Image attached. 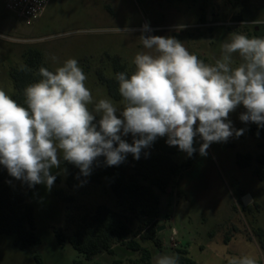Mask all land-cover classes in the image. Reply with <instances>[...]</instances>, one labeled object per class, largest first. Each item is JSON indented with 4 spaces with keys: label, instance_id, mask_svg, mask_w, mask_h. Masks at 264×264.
<instances>
[{
    "label": "rangeland",
    "instance_id": "374dc122",
    "mask_svg": "<svg viewBox=\"0 0 264 264\" xmlns=\"http://www.w3.org/2000/svg\"><path fill=\"white\" fill-rule=\"evenodd\" d=\"M8 2L0 0V34L24 44L0 39V57L14 47L38 49L53 70L68 58L77 59L87 76L85 83L92 93L93 104L110 98L100 80L101 75L106 79L114 76L110 57H119L123 63L135 67V55L148 51L139 38L145 24L151 28L148 35L175 36L191 53L205 57L208 64L221 58L220 44L230 33L264 36V0H51L31 26L7 9ZM115 27L121 32L114 31ZM125 28L128 32H124ZM22 54L16 60L20 65ZM239 63L240 57L233 54L232 66ZM1 75L0 70V89L11 96L13 84ZM111 100L118 110L123 108L122 101ZM244 111L239 106L229 115L236 129L250 124L239 119ZM123 138L132 142L131 135ZM194 143L199 148L202 141L197 137ZM261 143L244 132L227 142L212 143L207 156H201L198 151L194 165L183 170L167 194L161 196L162 216L158 224L165 229L157 232L162 247L145 245L153 253L152 264L155 256L172 255L176 249L183 248L197 264H228L227 257L243 255L254 256L257 263L264 264V251L259 244L264 240V182L254 174L256 163L247 169H241L236 163L239 153L258 155ZM186 155L183 153L175 160L182 163ZM131 157L132 154L127 155L128 159ZM64 169V163L61 169H53L60 180H55L50 191L43 184L27 190L20 182L11 183L24 192L26 202L34 208L41 244L23 250L15 236L0 234V264H38L37 257L42 264H114L116 260L133 264L137 261L140 254L121 245L116 246L114 256L86 260L69 243L58 242L57 233L74 234L101 205L124 214L106 182L96 184L84 178L70 189L68 170ZM247 194L253 201L244 207L242 198ZM130 224L138 236V221L131 219Z\"/></svg>",
    "mask_w": 264,
    "mask_h": 264
},
{
    "label": "clouds",
    "instance_id": "9594fccd",
    "mask_svg": "<svg viewBox=\"0 0 264 264\" xmlns=\"http://www.w3.org/2000/svg\"><path fill=\"white\" fill-rule=\"evenodd\" d=\"M149 32L150 26L143 25L139 38L148 51L135 55L134 71L115 74L120 110L110 98L93 104L75 58L54 71L41 66V78L24 88L23 105L0 89V165L11 177L50 191L57 179L53 169L64 162L79 169L77 179L88 177L99 157L106 166H119L128 154L139 160L142 150L163 137L188 157L197 151L199 137V154L207 156L212 143L244 134L229 119L239 106L245 109L241 122L264 128V36L232 32L220 44L221 58L208 64L175 36ZM233 54L241 59L235 67ZM19 70L31 71L23 63ZM129 135L131 143L123 138ZM227 259L228 264H257L251 255ZM154 264H179V256L159 254Z\"/></svg>",
    "mask_w": 264,
    "mask_h": 264
},
{
    "label": "trees",
    "instance_id": "16d2710c",
    "mask_svg": "<svg viewBox=\"0 0 264 264\" xmlns=\"http://www.w3.org/2000/svg\"><path fill=\"white\" fill-rule=\"evenodd\" d=\"M195 55L205 63L208 62L205 57ZM22 60L31 71H21L20 67H12L9 70L14 89L11 97L21 105L25 101L24 88L41 78L37 74L38 69L43 66L54 71L46 64L43 52L38 49H27L22 54ZM110 62L114 76L106 79L101 75L100 80L105 85L111 99L122 101L115 74L126 72L130 75L135 67L123 63L119 57H110ZM241 128H244L249 136L262 141L261 152L256 156L249 152L239 153L236 156V163L241 169L251 168L256 163L254 174L259 181L264 182V128L258 129L257 125L251 122L248 126ZM166 139L167 137L158 138L149 149L142 150L139 160H135L132 156L130 159L126 158L125 162L119 166H106L104 157H99L88 177L80 176L77 179L79 169L64 162V167L68 170L67 185L70 189H73L84 178L96 184L106 182L116 203L123 208L126 215L101 205L74 234L65 236L61 232L57 233L58 242L60 244L69 243L86 260L101 255L114 256L116 246L121 245L132 253L140 254V258L133 261V264H152L153 253L145 245L149 243L157 248L162 247L157 232L160 226L158 221L162 216L161 196L167 194V190L181 176L183 170L194 165L199 149L194 143L197 151L191 157L186 155V159L178 163L175 157L184 152L176 146H169ZM145 152L148 153L147 156ZM56 180L59 182L60 179ZM13 182H20L27 190L36 187H29L27 183L11 177L4 166L0 165V234L15 236L17 245L23 250L39 246L41 239L36 233L34 208L26 202L24 192L11 185ZM58 194L61 195L60 192ZM131 219L139 223L138 236L134 235L130 224ZM259 244L261 250L264 251V240L261 239ZM175 254L179 256V264H197L184 248L176 249ZM36 260L38 264H42L40 257ZM114 264L122 263L116 260Z\"/></svg>",
    "mask_w": 264,
    "mask_h": 264
},
{
    "label": "built area",
    "instance_id": "2783aa9c",
    "mask_svg": "<svg viewBox=\"0 0 264 264\" xmlns=\"http://www.w3.org/2000/svg\"><path fill=\"white\" fill-rule=\"evenodd\" d=\"M51 0H9L7 9L27 26L33 25L44 13Z\"/></svg>",
    "mask_w": 264,
    "mask_h": 264
},
{
    "label": "crops",
    "instance_id": "0c3cea01",
    "mask_svg": "<svg viewBox=\"0 0 264 264\" xmlns=\"http://www.w3.org/2000/svg\"><path fill=\"white\" fill-rule=\"evenodd\" d=\"M260 24V23H259ZM7 42H12V43H19V44H24L22 41H16V40H11V39H3ZM15 48V49H14ZM13 50H11L10 53H6L4 55H1L0 57V70L3 77L8 78L11 82V78L9 75V70L12 67H20V64L16 63L17 60V55H21L22 53L25 52V48L22 47H14ZM161 211H162V199H161ZM235 231V229H232ZM228 243H230V239L226 240Z\"/></svg>",
    "mask_w": 264,
    "mask_h": 264
},
{
    "label": "water",
    "instance_id": "95a60500",
    "mask_svg": "<svg viewBox=\"0 0 264 264\" xmlns=\"http://www.w3.org/2000/svg\"><path fill=\"white\" fill-rule=\"evenodd\" d=\"M253 201V198L251 197L250 194H247L245 195L243 198H242V203L244 205V207H248ZM163 229H165V226H162V227H159L157 229L158 232L162 231Z\"/></svg>",
    "mask_w": 264,
    "mask_h": 264
}]
</instances>
